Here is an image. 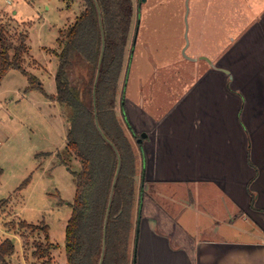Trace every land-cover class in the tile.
Listing matches in <instances>:
<instances>
[{
  "label": "rangeland",
  "instance_id": "obj_1",
  "mask_svg": "<svg viewBox=\"0 0 264 264\" xmlns=\"http://www.w3.org/2000/svg\"><path fill=\"white\" fill-rule=\"evenodd\" d=\"M132 1V31L119 95L124 91L127 100L159 116L181 105L182 111L190 108L193 113L210 109L214 115L219 113V119L220 110L230 112L235 106L229 97L236 94L245 100H241V111L264 103L260 81L243 85L245 80L235 70L237 61L245 57L240 51L237 55L238 45L244 42L237 39L249 26L246 12L257 14L264 9V0H188L187 22V0ZM83 6L67 0H0V26H10L12 48L18 44V31L28 32L24 67L39 79L45 92L30 89L28 78L16 70L0 79V245L6 239L15 245L7 264H67L65 231L76 192L75 174L81 171V164L66 148V117L71 116V109L59 106L51 97L56 94L60 32L75 22ZM243 12L248 22L238 29V15L243 17ZM187 27L186 54L196 61L183 56ZM204 58L229 72L211 69ZM186 95L191 97L184 103ZM136 110L127 108L140 139V112ZM117 112L128 137L136 144L119 108ZM214 127L218 128L215 123ZM136 168L138 171L139 163ZM44 226L49 227L50 242L60 249L42 258L35 253L37 245L42 249L47 246L46 233L41 229ZM130 256L135 264L133 249Z\"/></svg>",
  "mask_w": 264,
  "mask_h": 264
},
{
  "label": "crops",
  "instance_id": "obj_2",
  "mask_svg": "<svg viewBox=\"0 0 264 264\" xmlns=\"http://www.w3.org/2000/svg\"><path fill=\"white\" fill-rule=\"evenodd\" d=\"M244 13L238 29L250 22L237 39L244 40L237 52L245 57L236 75L243 85L264 86V9L247 10V21ZM211 69L229 72L214 61ZM229 98L235 106L220 110L223 121L218 112L181 105L159 116L125 98L129 123L127 108H136L142 127L134 144L140 202L129 249L135 264H264V103L241 111L243 97Z\"/></svg>",
  "mask_w": 264,
  "mask_h": 264
},
{
  "label": "trees",
  "instance_id": "obj_3",
  "mask_svg": "<svg viewBox=\"0 0 264 264\" xmlns=\"http://www.w3.org/2000/svg\"><path fill=\"white\" fill-rule=\"evenodd\" d=\"M67 1L81 2L84 6L75 22L60 32L56 94L51 97L59 106L71 109V116L66 117L69 126L66 148L81 164V171L75 174L76 192L65 231L66 261L67 264H99L104 254L103 264H132L129 247L134 211L140 202L136 183L137 155L117 111L119 108L130 136L138 140L127 118L125 92L119 95L134 5L132 0ZM101 27L105 50L99 68L103 45ZM10 33V26H0V79L10 70H16L28 78L30 89L45 93L39 79L24 67L29 51L28 32L18 31V44L13 48L9 43ZM96 119L113 146L100 135ZM118 155L121 168L114 184ZM30 228L35 230V227ZM41 229L46 233L47 246L42 249L37 245L35 256L43 258L60 246L50 242L48 226ZM14 253V243L6 239L0 245V262L7 264L6 259Z\"/></svg>",
  "mask_w": 264,
  "mask_h": 264
},
{
  "label": "water",
  "instance_id": "obj_4",
  "mask_svg": "<svg viewBox=\"0 0 264 264\" xmlns=\"http://www.w3.org/2000/svg\"><path fill=\"white\" fill-rule=\"evenodd\" d=\"M143 2L145 0H142ZM97 9L99 11V8H98V5H97ZM99 14H100V11H99ZM188 14H189V6H188V0H187V14H186V17H185V20L187 22L188 20ZM99 21H100V25L102 26L101 24V16H99ZM102 29V27H101ZM102 37H103V45H102V52H101V56H100V60H99V68L102 64V60H103V56H104V50H105V40H104V34H103V29H102ZM185 37H186V45H185V48L183 49V56L185 58H187L188 60H192V61H196L198 59H192V58H189L188 55L186 54V51L189 47V40H188V27H187V30H186V34H185ZM205 60H207V62H209L211 65H212V62L209 60V59H206L204 58ZM97 80H98V74L96 76V80H95V85L97 83ZM94 97H93V100H94V105H96V97H95V86H94ZM96 127L100 133V135L103 137V139L108 142L110 145H112L105 137L104 133L102 132V130L100 129V126L98 124V121L96 119ZM113 146V145H112ZM118 159H119V164H118V169H117V172H116V175H115V180H114V184L118 178V175H119V172H120V168H121V161H120V157L118 155ZM108 216H109V211L107 212V215H106V219H105V226H104V231H103V245L105 246L106 244V232H107V220H108ZM103 260H104V254L102 255L101 257V260H100V263L99 264H103Z\"/></svg>",
  "mask_w": 264,
  "mask_h": 264
}]
</instances>
